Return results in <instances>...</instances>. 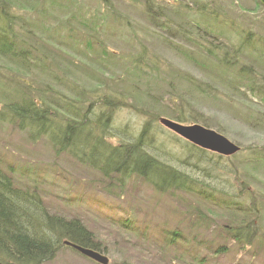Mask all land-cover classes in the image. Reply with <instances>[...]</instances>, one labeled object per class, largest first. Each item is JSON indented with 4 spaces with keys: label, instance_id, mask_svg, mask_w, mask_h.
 Returning <instances> with one entry per match:
<instances>
[{
    "label": "rangeland",
    "instance_id": "1",
    "mask_svg": "<svg viewBox=\"0 0 264 264\" xmlns=\"http://www.w3.org/2000/svg\"><path fill=\"white\" fill-rule=\"evenodd\" d=\"M103 1L0 0L8 13L18 18L16 33L21 41L36 50L38 57L47 59L43 70L39 64L21 67L0 57V106L14 101L25 84L58 93L65 86L54 76L73 88V93L67 89L66 94L85 100V94L98 89V77L108 82L109 75L113 81L122 75V82L113 83L126 94V105L117 112L114 126L134 130L146 118L136 114L140 111L149 110L172 120V105L158 101L178 92L187 112L240 147V153L233 157L209 153L202 166H218V175L236 192H248L249 202L255 199L253 203L261 213L248 216L261 238L246 245L245 250L243 245L229 244L228 253L215 255V248L223 243L218 238L224 234L222 227L233 219L225 209L187 195L158 194L138 177L127 178L124 184L118 178L104 180L75 158L59 155L45 138L33 141L17 126L0 122L3 171L17 188L39 194L51 215L79 219L86 225L110 249L111 253L104 255L108 264H198L193 262L196 256L206 258V264H264V98L260 95L264 90V45L242 49L239 55L238 66H252L256 71L254 95L249 89L252 82L217 65L185 39L191 36L193 43L199 41L205 48L219 42L225 46L220 56L228 50L238 51L249 32L257 34L258 41L264 39V0H152L155 10L166 8L160 13L171 28L165 30L147 16L145 0H109L108 6ZM214 3L229 23L214 21L208 15L210 10H217L212 7ZM203 8L205 16L198 12ZM142 47L148 49L151 60L159 59L160 67L152 74L125 75L124 68L130 70L132 59L142 55ZM186 75L212 91L195 87L183 78ZM157 124L156 144L166 147L159 156L166 161L165 151L188 156L183 151L189 144L159 121ZM220 166H227L232 175ZM189 205L204 208L213 222H190L187 215L193 210L189 211ZM118 221L128 224L122 226ZM164 231L177 232L185 239L169 254L162 240ZM46 264L99 263L64 246Z\"/></svg>",
    "mask_w": 264,
    "mask_h": 264
},
{
    "label": "trees",
    "instance_id": "2",
    "mask_svg": "<svg viewBox=\"0 0 264 264\" xmlns=\"http://www.w3.org/2000/svg\"><path fill=\"white\" fill-rule=\"evenodd\" d=\"M103 2L105 6L110 5L109 0ZM153 5L152 0L144 1L143 6L147 16L151 17L154 23L159 22V28L164 30L171 28L164 22L166 16L160 13L166 8L161 6L155 10ZM212 7H216L217 10H210L208 15L214 21L219 19L224 24L229 23L215 3ZM198 12L206 15L205 8ZM17 19L14 14L8 13L5 5L0 3V57L21 67H27L26 64L31 63L39 64L41 69L45 70L43 65L47 63L46 56L38 57L37 51L25 46L16 33ZM256 35L249 32L238 51L232 53L228 50L221 56L225 46L219 42H212L213 45L216 44L215 47L205 48L199 41L197 44L196 41L193 43L189 38L191 36L185 39L190 41L188 44L190 47L192 45L191 48L194 50L196 47L199 48L205 53V57L215 61L217 65L234 70L237 77L252 82L253 85L250 84L249 89L250 93L255 95L256 71L252 66H238V61L242 49L254 48L255 44L264 45V39L260 38L258 41ZM108 54L107 56L110 55ZM230 56H233L235 61ZM110 57L116 58L115 55ZM127 67L124 68L125 75L127 73L131 76L137 73L147 75L154 73L160 67V61L157 58L151 60L148 49L142 47V55L132 59L130 70ZM99 75L105 78L103 73ZM54 77L56 82L65 86L63 90L55 93L48 87L44 90L33 89L25 84L14 101L0 106V122L17 126L19 130L28 133L33 141L45 138L59 155L66 154L70 158H75L80 164L97 171L104 180L111 182L118 178L124 184L127 178L138 177L158 194L172 197L187 195L225 209L233 219L222 227L224 234H220L218 238L223 243H219L215 248V255L228 253L229 244L243 245L240 248L245 250L246 245L251 246L254 241L261 238L255 223L249 220L248 216L253 214L258 217L261 213L253 203L255 199L252 198L249 202L248 192L244 190L240 193L236 192L229 181L218 175V166H202L206 163L209 152L189 143L183 151L188 156L170 151H165L167 161L159 156V152L166 150L165 145L156 144L157 121L161 118L159 113L149 110L137 112L139 116L146 117L143 118L144 121L138 129L133 130L131 126L124 128L114 126L117 112L126 105V94L120 93L115 86V83L122 82V75L115 78L116 82L113 81L112 75H109L108 82L98 77L96 81L98 89L85 94L88 96L85 100L84 98L80 100L78 96L74 97L76 99L72 98L69 92L73 93V88L66 86L60 77ZM183 78L195 87L205 89L206 92L212 91L209 86H201L198 80L189 75ZM171 88H174L173 84ZM67 89L68 94L64 92L68 91ZM260 95L264 98V90L260 91ZM181 100L183 99L178 92H172L166 99L161 97L158 102L160 104L169 102L172 105L173 121L186 125L202 123L201 125L208 129L204 120L194 118L183 108ZM114 140L116 142L113 143ZM191 159L197 161L192 163ZM220 168L232 175V171L227 166ZM187 208L189 211L193 210L187 215L190 222L204 221V224L213 222L204 208H190V205ZM235 214L241 218H237ZM118 222L122 226L128 224L127 221ZM162 236L168 254L185 240L177 232L164 231ZM65 241L105 256L111 253L110 249L102 245L79 219L68 220L65 217L51 215L39 194L17 188L12 177L3 171L0 161V264H46L54 260L60 248L64 247ZM193 262L206 264L208 261L206 258L196 256Z\"/></svg>",
    "mask_w": 264,
    "mask_h": 264
},
{
    "label": "water",
    "instance_id": "3",
    "mask_svg": "<svg viewBox=\"0 0 264 264\" xmlns=\"http://www.w3.org/2000/svg\"><path fill=\"white\" fill-rule=\"evenodd\" d=\"M159 124H161L165 129H168L172 133L181 137L188 144H192L199 149L207 151L209 153H214L219 156L224 157H233L240 153V147L235 143L230 142L226 137L222 134L207 129L202 125L197 124H182L179 122H175L168 118H160ZM63 246H68L73 250L79 252L82 256L88 257L99 264H108V259L101 255L100 253H96L90 249H84L80 246L73 245L67 241L63 244Z\"/></svg>",
    "mask_w": 264,
    "mask_h": 264
}]
</instances>
